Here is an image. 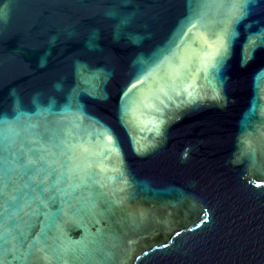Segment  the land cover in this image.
<instances>
[{"label": "water", "instance_id": "obj_1", "mask_svg": "<svg viewBox=\"0 0 264 264\" xmlns=\"http://www.w3.org/2000/svg\"><path fill=\"white\" fill-rule=\"evenodd\" d=\"M224 2L0 0V114L22 113L19 135L0 153L8 264L39 237L46 216L32 213L41 200L45 213L63 207L56 223L88 245L67 264H264V44L248 43L264 30V0L248 5L209 75L200 61L188 64L197 49L213 51L201 36L217 43L207 30L220 27ZM172 52L188 65L174 84ZM78 63L101 72L104 95L90 94ZM136 78L130 95L139 103L122 121V94ZM68 103L73 111L61 115ZM80 105L86 115L78 119ZM64 139L77 153L89 149L103 189L89 180L70 201L55 191ZM121 168L126 192L123 178L107 179ZM93 200L94 211L67 215ZM55 235L50 229L49 246ZM28 264L55 261L37 248Z\"/></svg>", "mask_w": 264, "mask_h": 264}, {"label": "snow or ice", "instance_id": "obj_2", "mask_svg": "<svg viewBox=\"0 0 264 264\" xmlns=\"http://www.w3.org/2000/svg\"><path fill=\"white\" fill-rule=\"evenodd\" d=\"M255 0H226V2L222 3L220 6L226 9L224 16L220 21V27L216 29H208L207 31L211 32V38L216 41L217 43H209L208 39L201 36L203 43L208 46L209 49L213 51L209 52H202V49H197L196 52L192 54V56L188 60V64L192 63L193 60H198L203 65V71L205 75H209L208 69H215V66L219 63V60L216 57L223 58L224 55L227 54L228 50V41L231 36L235 35L233 26L238 23L244 16L248 13V5L250 3H254ZM188 8L191 9L192 0H187ZM191 13L189 12V17ZM189 17H186V22L191 23ZM6 18V12L3 7H0V21H3ZM123 23V21H122ZM194 27L195 25L192 24ZM187 35V33H184ZM259 42L264 44V30L260 33H257L254 39H249L248 43L250 46L255 47L256 43ZM178 47V46H177ZM176 56L175 52H172L168 57L169 60V67L173 69L174 75L170 74L173 84L175 79L182 78L185 73L183 69L186 68L188 65L185 64L184 58L179 57V62L176 59H173ZM163 63V62H161ZM152 75L151 72L148 73ZM77 75L78 77L83 80L85 83L91 85L90 94L94 95L95 97H100L104 95L103 88L101 87V72L99 70H92L88 68L87 65L79 64L77 65ZM260 74H257L259 78ZM104 78L107 79V74H104ZM142 83L140 78H136V82L131 84L130 87L125 90L122 94V121L124 116H126L129 112L135 111V106L138 105L139 101L135 98L134 95H130L133 89L136 88L137 84ZM189 100L191 102L192 99H195L193 94L189 91L187 93ZM73 108L70 103L65 104L64 108L62 109L61 115L72 112ZM78 113V119L82 118L86 115L84 111L83 105H80L79 108L76 110ZM22 115L21 112H17V114L9 118L6 115L0 114V153L7 149V141L12 138L13 133L15 135H19L18 129L15 128V125L20 119ZM92 119H95L94 117ZM74 126H79L77 121H73ZM29 127H35V125H30ZM106 127V126H105ZM157 131H159L157 127ZM107 136L106 139L113 147L119 151L118 143L116 142L115 136L111 133L110 129H107ZM63 145V153L66 156L58 168V179L53 181V187L56 192H63L64 195L68 198V201L71 200L72 195L80 189L84 184L88 183L91 180L93 183L100 184L99 180L94 179L96 173L92 172V161L89 159L85 153L89 152L87 147L82 148V152H76V145L68 139H64L61 141ZM147 145H141L137 151H145L147 150ZM5 160L3 155H0V163ZM122 163V161H121ZM54 172L57 169L53 170ZM118 178H123L125 187L120 189L121 192H126V189L129 185V182L126 177H124V171L121 168L119 170L118 175H113L107 177L109 181H114ZM63 181H68V184L65 188L56 187L57 184H60ZM104 184H100V188H104ZM7 187V185H5ZM70 188L71 192L67 189ZM101 196L104 193L101 191ZM55 197H52L54 199ZM124 198H127L126 196ZM7 203V202H6ZM41 205L47 207V204L44 200L40 201V204L37 205V210H35L32 215L40 216L45 215L46 219L44 222V227L41 229V233L39 237L33 239L32 242L29 244L28 249L24 251L22 254L17 251V254L12 257L13 260L18 261L19 264H28V257L31 255L33 249H43L44 254L46 257H51L55 264H67L66 257L69 256H76L82 251L87 250V243H85V239L82 238L80 241H72L70 240L66 234L64 233L63 229L60 227L59 224L56 223V219L61 212H64L63 207L57 209L54 213H45L41 209ZM96 209V202L93 200L90 202V206L84 207L81 206L79 209H75L72 212L67 213V215L72 216L76 215L80 212H91ZM112 209L109 207L107 209H101L100 214L105 215L107 212L111 211ZM15 223V219L12 220V223ZM199 227V225H197ZM50 229H54L56 235L53 237V243L51 246L47 243L48 240V233ZM100 231V230H98ZM22 235V234H20ZM7 240L6 234L0 230V264H8V259L3 254L4 248L7 247L5 241ZM20 244H23L22 240L17 241Z\"/></svg>", "mask_w": 264, "mask_h": 264}]
</instances>
